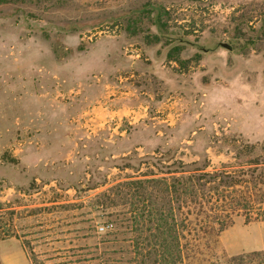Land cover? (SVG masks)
<instances>
[{"label":"rangeland","instance_id":"374dc122","mask_svg":"<svg viewBox=\"0 0 264 264\" xmlns=\"http://www.w3.org/2000/svg\"><path fill=\"white\" fill-rule=\"evenodd\" d=\"M263 140L264 0L0 5V202L15 209L0 226L17 235L0 250L20 242L30 264H138L127 207L103 205L105 190L236 164L242 142ZM230 214L232 251L264 247L256 212ZM200 234L178 264L264 263V250L231 256L212 228Z\"/></svg>","mask_w":264,"mask_h":264},{"label":"trees","instance_id":"16d2710c","mask_svg":"<svg viewBox=\"0 0 264 264\" xmlns=\"http://www.w3.org/2000/svg\"><path fill=\"white\" fill-rule=\"evenodd\" d=\"M44 1L52 0H0V5ZM155 9L157 25L166 26L162 21L166 10ZM181 49L175 46L168 57L181 62L177 56ZM234 158L236 164L212 171L183 169L181 174L168 171V175L126 179L102 193L103 205H126L138 264H178L188 235L197 240L209 228L220 235L234 223L231 210L256 212L264 221V140L242 142ZM5 211L15 213L14 208L5 210L0 202V217ZM2 229L0 226V239L5 238L2 235L17 237L12 229Z\"/></svg>","mask_w":264,"mask_h":264},{"label":"crops","instance_id":"0c3cea01","mask_svg":"<svg viewBox=\"0 0 264 264\" xmlns=\"http://www.w3.org/2000/svg\"><path fill=\"white\" fill-rule=\"evenodd\" d=\"M234 225L237 224L231 225L230 227L222 231L220 234V241L225 245L226 250L229 252L231 256L243 255L246 253H253L264 250V247H260V246L257 247L253 245V247L249 249H242L241 251H232L231 247H229V245L225 241L224 235ZM248 241H253V240L249 239ZM12 243L13 244H8V243L5 244V245L8 244L9 250L7 251L0 250V261L2 262V264H30V257L25 247L20 242H15V243L12 242ZM242 264H257V263L246 262ZM258 264H264V263H258Z\"/></svg>","mask_w":264,"mask_h":264},{"label":"water","instance_id":"95a60500","mask_svg":"<svg viewBox=\"0 0 264 264\" xmlns=\"http://www.w3.org/2000/svg\"><path fill=\"white\" fill-rule=\"evenodd\" d=\"M221 46L227 48V49H231V44L227 41H223V42H220Z\"/></svg>","mask_w":264,"mask_h":264},{"label":"built area","instance_id":"2783aa9c","mask_svg":"<svg viewBox=\"0 0 264 264\" xmlns=\"http://www.w3.org/2000/svg\"><path fill=\"white\" fill-rule=\"evenodd\" d=\"M100 229H101V230H104L105 228H104V226H101Z\"/></svg>","mask_w":264,"mask_h":264}]
</instances>
